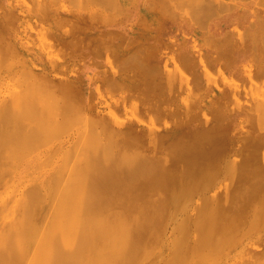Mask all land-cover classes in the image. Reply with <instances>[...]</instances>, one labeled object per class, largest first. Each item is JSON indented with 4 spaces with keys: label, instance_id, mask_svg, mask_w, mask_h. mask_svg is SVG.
<instances>
[{
    "label": "bare ground",
    "instance_id": "obj_1",
    "mask_svg": "<svg viewBox=\"0 0 264 264\" xmlns=\"http://www.w3.org/2000/svg\"><path fill=\"white\" fill-rule=\"evenodd\" d=\"M103 1L115 2V0H102V2ZM118 1H120V4H123L122 0ZM140 1H142L143 4H145V2H148V0ZM155 1L161 2L162 8H165L166 12L165 14L161 12L166 16L165 18H160L161 27H164L166 23L172 24V21L180 18L182 20L179 22L182 24L192 21L194 23L197 22L200 27L207 29V31L203 29L205 31H203V33L207 34L210 37L228 40L232 38L233 35H235L233 28L235 27L234 25L246 21V16L239 11L240 9L233 12L231 11L234 8L233 6L235 5H230V1L227 2L228 4H226L227 0H223V2H217L218 0ZM263 1L264 0H262V2ZM95 2H97V0ZM151 2L149 0V3ZM260 2L261 1L259 0V3ZM33 3H37L35 4V7L37 6L38 9H45L51 13L52 8L50 0H38V2L33 0ZM68 3L70 4L71 1ZM77 3L79 6V1H77ZM142 3L141 5H143ZM259 3L255 0L254 4L264 6L263 4ZM148 5L149 6H147V8H153L151 7L153 4ZM106 6L107 8L109 6L111 7V5ZM116 6L119 7V5ZM74 7H76V5ZM100 7L102 6L100 5ZM115 9H117V7ZM103 10L105 11L104 8ZM139 14L140 13H138L137 15ZM155 16L156 15H154V18L158 17ZM4 17L11 19L9 13H3L0 9V20H2ZM260 17L261 18L259 19L261 20L262 16ZM139 20L136 19L137 22ZM250 23L248 21V25L252 27L253 23ZM238 31L239 32L237 35L241 34V36L239 35L241 38H239L242 40L243 30L241 31L242 33L240 32V30ZM42 34L43 30L41 31L40 37ZM251 35L249 36L252 37L253 35ZM36 37L39 40L38 35ZM205 37L206 36L204 35V38ZM261 39V42L264 43L263 37H261ZM48 40H50V37L48 38ZM128 40L126 39V41ZM133 42L134 41H132V43ZM205 42H207V39ZM253 42L252 44H254ZM165 43L166 40L163 43L160 41L161 45ZM127 44L128 46L130 45V43ZM143 46L145 47L146 45ZM253 46H251V48ZM48 48L51 49L49 46ZM148 48H150V46ZM46 49L44 48V50ZM150 50L152 51V48ZM141 51L142 53H144L143 50ZM133 52H135V54L133 53V57H135V55L137 54L136 48ZM49 53L50 55L52 54L51 52ZM182 53L185 57H188L189 55L188 50H186L184 47L182 48ZM131 54L132 53H130V55ZM144 54L142 58L145 57ZM54 55L56 56L55 52ZM136 56V58H138V54ZM171 56L172 55H170V57ZM106 58H108V56ZM119 59L121 60V58ZM245 59L246 54L240 53L234 55L230 60L228 68H230L233 72H237ZM0 60L3 61L2 59ZM7 60L3 62L6 63ZM207 61L208 60H206V62ZM15 62L19 63L17 61ZM119 62L116 64V67L114 66L115 63H113L114 69L118 67L117 65L119 64ZM164 64L165 59L163 66ZM2 65L4 64H1V66ZM124 66H126L125 63ZM156 66H159V58H157ZM249 66L251 67L250 64ZM145 67L147 66L145 65ZM120 68L121 67L119 66L118 69L120 70ZM131 68L132 67H130L129 69ZM147 68L148 71L152 70L154 72L153 69L149 70V67ZM23 71H25V74L28 73L30 75L31 81H27L25 78L19 76L23 75L22 73L19 74ZM26 71L28 72L26 73ZM29 71V68L17 71L19 75L16 76L20 77V80L19 78L16 79L19 80V83L21 84L20 81H23V79L28 82L24 85L23 88H19V91H17L19 83L16 82L18 83V86L15 84L16 80L14 77L16 76H12V74L8 75V79L10 78V76L11 78H14L12 80H15V86H13L14 84L12 86L17 90H13L15 94H11L13 92L9 91V94H11L10 96L4 98L1 97L0 99V264H175L174 262H179L178 259L180 258V256L178 257V251H180L179 246L181 247L182 245V238H180L181 240H179V238H177L178 236H170L171 234L168 231L170 235H168L169 239L166 241L163 240L162 233L163 230L168 226V224H171L172 230H174L173 232H171L172 235L173 233H179L180 229H184L183 231L185 233L182 232V234L184 233L185 235H187L188 232L185 225L187 223V220H189L190 223L192 222L193 229L191 230V232L195 234V238L192 243L189 244L190 246H188L187 244V247L184 246V248H186V250L188 251V255L192 253V256L189 257L185 254V257L183 256L181 260L183 259L185 261L184 264H196L201 261L196 260V257H198L197 254L204 249L209 250L211 248L212 234L215 230L218 231L219 229H222L223 225L225 224L224 221L226 220V218H228L230 213L233 212L234 214L235 211L236 213H240L242 216H245L243 215V213L245 214V212L241 213V210L243 209L242 211H244L245 208H243L242 205V208H240V198L242 194L248 193V191L245 192L244 190H229L227 186L231 183L234 186L237 184L238 187L239 183L243 182L244 180L253 179L251 177V174L254 175L255 173H253L252 171H264V160H262L264 158L260 157L258 154L259 152L264 151H262V149L261 151H259V148H257L256 146V144H258L259 146L261 143L260 141L264 140V129H260V127H251L252 129H249L244 133L239 132L236 134L234 133L235 135L231 134V130L233 128L232 123L241 111L224 113L223 115L216 117L212 122L209 120L210 123L207 125L197 124L196 126L188 129H183L176 126L163 132L152 130L149 125L146 124V122H143V119H140V117H138L139 120L137 121L113 120L111 125L109 124L111 130L110 132L108 131V133H111L112 131L113 134L117 133L119 135L128 137L132 141L131 146H133V150L136 149L134 151L132 150V153L131 151H129V153L131 154H129L128 156L126 154L128 152V148H126L128 147V145L126 146L124 145V143H122V145H118V143H116L117 139L115 140L114 138H112V134L109 139H114L115 143L117 144V149L115 147V143L113 144L115 147L114 149H116L113 150V152L115 151L114 155L118 154L120 156H111V154L113 153L111 151V144L114 141L110 142L109 139L105 138L106 140H109L108 142H110V147L108 149L109 144H105V147V145L103 144L104 142L106 143V141H102V144V142L99 141L98 138V140H92L93 144L90 142L91 138L90 140L88 138L89 143L92 144H90L91 146H89L88 142L86 141L87 137L82 142H87L84 143L89 146V150L92 153L90 154L88 150H82L84 148L78 149L80 151L82 150L83 154L88 151L90 156L88 155V153H86L87 155H84L87 157H83V155L77 157L81 154L78 151L80 154L77 155L76 158H74L76 153L74 152L75 155H73L72 151L73 149L75 151L74 146L76 147V144L74 143L72 150L68 151L69 147V149H71V146H68V143L70 141L65 140L64 138L55 143L54 148H44L42 150L43 152H37L34 150L37 149L36 144H38L37 147H39L40 144L42 146L44 144H47L46 142H49L51 138L48 140L46 137L49 138L53 136H46V134L48 135L49 132L52 131V128L55 129L59 126L57 125L58 119L54 122L56 116H58L57 112H59V110L57 112L55 111L53 118L54 120L52 119L53 115L51 116V113L55 108H60L56 106L60 102L56 103V105L52 103L58 102L59 100H57L59 96L56 94L58 96L57 97L51 91V89L54 88L53 85H56L55 87L57 90L63 89L65 91H68L66 85L69 84L72 87V90H74L75 93L77 92V96L83 95L85 89H83V87H78L76 84L77 82L74 80H71L69 83L66 82L65 84H63V82L62 84H60L55 82V79H53L49 73L43 75H31L32 73H29ZM12 73L13 75L15 74V72ZM249 73H247V76ZM29 75L26 78L29 79ZM132 75L133 74L129 76L127 74V77L129 76L131 78ZM23 76L25 77V75ZM34 77L38 78V80L36 81ZM110 80H112V78ZM114 80V82H118L116 81V79ZM231 80H233V78ZM120 82L121 81H119L118 86L121 85ZM253 82L255 84L258 83L257 81ZM113 84L114 83H112L111 85ZM96 87L97 86H95V88ZM123 87L125 86L123 85ZM241 87L244 86L242 85ZM106 88H108V86H106ZM114 89L119 90L118 87H114L113 90ZM259 89H261V87H259ZM52 90L54 91V89ZM50 91L52 92V95H50ZM111 92L112 91H110L109 94H111ZM53 94L55 97L53 96ZM256 94L259 95L258 93H255V95ZM45 95L55 98H51V100L53 101L50 102V97H48V102L53 104V106H55L54 108L50 103L48 105V102H46L47 100H45L48 98H44ZM97 95H99V92ZM232 95L234 96L235 94L232 93ZM64 96L62 97L65 98ZM209 96H211V94ZM123 97L125 98V96ZM219 97L222 99L225 97V94H223V92H220ZM260 97L263 98V96ZM128 98H126V100ZM132 99L131 101H133L134 103V100ZM236 99L239 101V98ZM64 102L66 101L64 100ZM75 106L76 105H74V108ZM124 106L126 105L124 104ZM151 106L155 108V113H158L157 116L159 115V113L161 114L166 111V108L160 103H154V105ZM50 107L53 108L51 109L52 111L49 110ZM147 107L148 108L146 109L150 111V107ZM110 109L112 112L113 109ZM107 112L111 115L114 114V116L118 118V115L116 116L113 112L110 113V110H108ZM60 113L62 112H59V114ZM130 113H133L131 109ZM69 115H67V118L69 117ZM75 115L77 114L75 113L74 116H70V119H72V121L74 120L73 124L78 122L77 119L80 118V121L83 119L81 118L82 116H77L78 118H76ZM133 115L134 114H132V116ZM150 115L151 113L149 112L150 118L148 117V119H150L151 121L152 115ZM137 116H139V114H137ZM137 116L134 115L135 118ZM205 116H207V114ZM73 117L76 119H74ZM86 117H88V115ZM89 117L87 118L86 123H91L90 125H98L100 122H102V124L104 125L103 122H107L105 115L101 112V110L96 108L90 109ZM65 118L66 115L64 116V119ZM119 118H121V116ZM89 119H92V121L90 122ZM61 120H63V118ZM70 122L71 120H69L68 124ZM82 122L83 120L76 126L77 128L73 133L76 139L73 137L74 141L71 142H75V140L79 141L81 137L84 138V135L82 136V133L84 132L85 134L86 132L83 128H80V126L82 127ZM151 122L150 124L154 126V124H152ZM54 123H56L57 126L54 125ZM53 125L55 126V128ZM67 126L69 127L71 125L69 124ZM158 126H156L155 124V127ZM85 127H88V129H90L91 126L89 127L88 124H86ZM102 127L105 129L106 123ZM102 127L99 129L94 127L95 130H88L85 136H88L92 131H96V129L99 131V134ZM63 128H61V130L63 131L59 132V137H61L60 135H62L65 130ZM221 128H224V132L221 130ZM58 129L57 131H60ZM55 130L52 131L49 135H52L53 132L56 133L57 131L55 132ZM67 130L69 131V128H67ZM104 131L107 132L106 130ZM92 133L94 134V132ZM225 133H227V136L224 137ZM41 134H43L41 137L42 141L39 137L41 136ZM56 135L57 133L55 134V137L53 139L59 138ZM105 135L107 136V133ZM102 137L105 136L103 135ZM37 138L39 143H37L38 141H36ZM120 140L121 138L118 141L120 142ZM183 140L194 141L195 143L182 144L181 142ZM96 141H98V144H96ZM121 141L123 142V140ZM80 143L77 142L78 147L80 146ZM85 144L83 146L88 149ZM99 144L103 145L105 147V150H107L103 153V155L107 153V157L106 155L102 157L99 156L104 151L102 149L101 152V148H103V146L101 147ZM67 152H72L74 159L72 158L71 153L69 154ZM96 152L100 154L98 155ZM67 154L71 156L73 161ZM54 156L55 158L52 159V157ZM66 156L68 159L66 158ZM236 156H239L244 163L243 169L241 168L242 164L240 165V169L236 168L239 164L238 160L234 158ZM66 159L71 160V167H69L68 164L71 162H66ZM243 171H245V173ZM247 171H250V174L248 176H246ZM254 180L255 178L253 179V181ZM254 192H256V190H253L248 194L250 195ZM231 197L234 198V201L236 200V202L232 201L234 204L239 203L238 209H240V212L236 211V205L234 206V211L230 209V211L232 212H228L227 203L231 199H229V201L227 199ZM262 205H264V200ZM179 215L183 216V219L180 217L182 220L179 218V221L183 222L184 219H187L186 223H182V225H184V228L183 226L181 228L179 226L181 224L177 223L179 222L177 220V217ZM241 215L238 216L235 214L233 219H235V222L238 226L242 227L244 225L243 233L240 234L237 239H235V242L232 245H229L223 252L218 255V257L215 259L214 264H264V219L261 221H253L252 217H248L247 219L243 218ZM245 220H247V222ZM241 222H243V225L240 224ZM191 232L190 234L193 235ZM169 236L172 238L170 239ZM166 237L167 236H165V238ZM188 237L189 235H187V238L185 237L186 240L188 239ZM177 248H179L178 251ZM172 249H175L174 251L176 252L173 251V254H170ZM178 264L181 263L179 262Z\"/></svg>",
    "mask_w": 264,
    "mask_h": 264
},
{
    "label": "rangeland",
    "instance_id": "obj_2",
    "mask_svg": "<svg viewBox=\"0 0 264 264\" xmlns=\"http://www.w3.org/2000/svg\"><path fill=\"white\" fill-rule=\"evenodd\" d=\"M34 1L38 2V0H34ZM55 1L56 0L54 1L50 0L52 14L45 9L43 10V9H38L37 6L35 7V4L37 3H33V0H25V2L24 0H1V3H0L1 11L3 13H9V15L11 16V19L4 17L2 20H0V59L5 61L9 58L6 61V63L0 60V90L2 89L1 91L4 92L3 94V92L0 91V99L1 97L4 98L7 96H10L11 94H15L14 91H16L17 89H18L17 91H19V88H23L24 85L28 83L26 82V80L31 81L30 75L27 73L28 71H26L27 74H25V71L19 73V74L22 73L23 75H25V77L23 75L22 76L19 75L17 72V71H21V69H27V68L30 69L29 73H32L31 75H34V74L43 75V74L49 73L50 76L53 79H55L54 81L57 83L62 84L64 82L63 84H65L66 82L69 83L71 80L72 81L74 80L77 82L76 84L78 87H83V89H85L83 95L77 96L76 94L77 92L75 93V91L72 90V87L69 84H68L69 86L66 85L68 91H65L63 89L57 90L55 87L56 85H53L54 88L52 89H54V91L52 89L51 91L55 95L57 94L59 96L58 97L56 95L58 97V98L56 97L57 100L58 99L59 100L58 102H52V103L56 105V103L60 102L59 104L56 105L57 107H60V108L59 109L55 108L54 111L51 110L55 107L53 106V104L50 103L51 101H53L51 100V98L55 97L54 94H53L54 97L45 95L44 98L50 97V102H48L49 98L45 100H47L46 102H48V105L50 103L53 106V108L50 107L49 109L52 111L51 113V116L53 115L52 119L54 118L55 111L57 112L59 110V112H62V113L59 114V112H57L58 114L57 113L56 114L58 116H56L55 120L53 119L54 122L58 119L57 125L60 126V127L58 126L59 129L58 127L55 128L54 125H56V123H54L53 126L56 130L53 128L51 130L52 131L55 130V132L57 131V129L60 130L56 132L57 133L56 136L58 137L60 134L59 132L63 131L61 130L63 126H64L63 129L65 130L62 133V135H60L61 137H59L58 139H53L56 133L53 132L54 134L52 133V135H49L51 134L52 131L50 132L48 131L49 134L48 135L46 134V136H53V137L48 138L45 136L48 140L50 138L51 140L49 142L47 141L46 142L47 144H44L43 146L40 144L41 147L40 146L37 147L38 144H36L37 149H34L35 151L43 152L42 150L44 148H49V147L54 148V144L64 138L65 140L70 141L68 143V146H71V149H69L70 148L69 147L68 151L72 150V147L75 143L77 147V152L79 151L81 153V154L79 152L77 153L76 147L74 146L75 151L73 149L72 152H73V155H75L74 152L76 153V155L74 157L72 155V152H70L72 155V158L73 157L76 158V156L79 154L80 155L77 157H80L82 155L83 157H87L84 155H87L86 153H88V151L90 154L92 153L89 150L90 149L89 146L93 144V141H95V139L98 138L99 141L101 142L106 141V143L104 142V144L102 142L103 145L109 144L111 141H114V139L115 140L117 139L116 143H118V145L120 144L122 145V143H124V145L126 146L128 145V147H126L128 148L127 149L128 152L126 153L128 156L129 154L132 153V150H133L132 148L133 146H131L132 144L131 139H129L128 137L119 135L117 133L113 134L112 131L111 133H108V131L110 132L111 130L110 125L113 120L114 121H135V120L137 121L139 120L138 117H140L141 120L143 119L144 120L143 122H146V124L149 125V127L152 130L163 132V131H166L167 129H171L176 126L183 128V129H188V128L196 126L197 124L207 125L210 123V121L211 122L214 121L216 117L223 115L224 113H229L232 111H241L232 123L233 128L231 130V134L235 135L236 133H239V132L244 133L247 130L252 129L254 127L256 128L260 127V129H264V82H263L264 81V46H263L264 43L261 42L262 40L261 37H263V41H264V18H263L264 17V14H263L264 6L254 4L255 0H227V1L224 0L226 1V4H228L227 2L230 1L229 2L230 5L231 4L232 6L235 5L233 6L234 8L231 10L232 12L240 9L239 11L246 16V21H244L243 23L234 25L237 28L236 29L235 27H233L235 35H233L232 38L228 40H222L216 37L215 38L210 37L207 34L203 33V31L204 30L207 31V29L200 27L197 22H195L197 24H195L193 21L182 24L179 22L182 20L180 18L172 21L171 22L172 24L166 23L164 27H161L160 18L161 17L165 18L166 16L163 14H165L166 12H165V8L164 9L162 8L161 2H157L155 0H150V2L152 1L151 3H149V0H148V2H145V4H143L142 1L140 0L139 2L138 0H129V1L122 0L123 4H120V1L118 0H115L116 3L111 2V1L110 2L105 1L106 2L105 3L104 1L102 2V0L101 1L97 0V2H95L96 0H90V1L89 0H82V1L80 0H76V1L75 0H57L56 2ZM70 1H71L70 3L71 5L68 3ZM77 1H79L80 7L78 6ZM221 1L223 2V0H218L217 2H221ZM256 1H258L259 3V0H256ZM260 1L261 2L259 4L264 5L263 3L264 1L263 2L262 0ZM141 3L143 5H141ZM148 4H153L152 6L150 5L151 7H153L151 8L152 10L149 7L147 8V6H149ZM75 5L76 7H74ZM100 5L105 9V11L103 10L102 7H100ZM106 5L108 6L111 5V7L109 6L107 8ZM116 5H119V7ZM116 7L117 9H115ZM174 11H175V7H174ZM138 13L140 14L137 15ZM154 15H156L155 17L157 16L158 17L154 18ZM260 16H262L261 20L263 21L259 19L261 18ZM136 17H139V18H136ZM136 19L138 20L140 19L139 20L140 22L139 21L137 22ZM248 21L249 23L250 22L253 23V26L251 25L252 27L248 25ZM78 25H80L81 27ZM42 30H43V34L41 35L42 37L41 38L40 34ZM238 30H240V32L243 30L242 31L243 33L242 32L241 33L244 35V37L242 35V38L243 39L245 38L244 40L240 39L241 34H239L240 36L237 35L239 32ZM251 30L252 31L254 30V31L252 32ZM202 34H204L207 38L206 37L204 38V35ZM260 34H263V35H260ZM37 35L40 41L36 37ZM249 35H251L253 38L250 37ZM44 36L45 37L48 36L46 37L47 40L45 39ZM49 37H50V40H48ZM133 38L136 40H134ZM126 39L127 40L132 39V40L126 41ZM206 39H207V42H205ZM165 40H166V43H165L166 45L165 44L161 45L160 41L163 43ZM132 41L134 42L132 43ZM115 42L117 45L115 44ZM252 42L255 45L252 44ZM45 43L47 44V46ZM127 43H130V45L128 46ZM124 44L127 45L128 47L125 46ZM143 45H146V46L144 47ZM147 45H149L150 48H148L149 46ZM48 46L51 49H49ZM116 46L119 48H117ZM251 46L253 47L251 48ZM121 47L122 48L124 47V48L122 49ZM183 47L186 50H188L189 52L188 57L183 56V53H182ZM44 48L45 49L47 48V49L44 50ZM135 48L138 54V58H141V59L136 58L137 54L135 55V57H133V53L135 54V52H133ZM145 48L147 49V51ZM151 48H152V51L150 50ZM138 49L143 50V52L146 54L142 53V51L141 50L139 51ZM48 51L51 52L53 55L52 54L50 55ZM53 51L55 52L57 57L54 55ZM130 53L132 54L130 55ZM240 53L246 54V59L242 63L239 70L237 72H233L230 68H228L230 60L232 59L234 55H237ZM105 54L108 56L109 59L106 58L107 56ZM143 54L145 55V57L142 58ZM170 55H172L171 56L172 58L170 57ZM256 56H257V59H256ZM119 58H121V60ZM157 58H159L158 67L156 66ZM134 59L137 61H135ZM164 59H165V64L163 66ZM199 59L201 62L199 61ZM119 60L121 63L119 62ZM206 60L208 61L206 62ZM15 61L19 63H16ZM118 62H119V64L117 65L118 67L114 69V66L116 67V64ZM113 63H115L114 66H113ZM124 63L126 66H124ZM1 64H4V65L1 66ZM138 64L140 67L138 66ZM141 64L143 67L141 66ZM249 64L251 65V67L249 66ZM145 65L149 67V70L153 69L154 72L152 70L148 71V68L145 67ZM176 65L178 66V68ZM119 66L121 67L120 68L121 72L118 69ZM133 66H134V69H133ZM165 66L167 67L169 66L170 68L169 67L167 68ZM203 66L206 67L207 69L204 68ZM130 67L132 68L129 69ZM178 69H180L181 71ZM209 71H210V74H209ZM12 72H15V74L13 75ZM181 72H184V73H181ZM247 73H249L248 74L249 77L247 76ZM11 74L12 76L19 75L20 77H23L26 80L24 79L23 81L21 80L20 81L21 84H20L19 83L20 77L18 76L14 77L16 81L12 80L14 78L13 77L11 78V76L8 79L9 77L8 75H11ZM58 74H61V75H58ZM127 74L129 76L131 74L133 75L131 76V78L128 76L129 77L128 79ZM185 74H187L188 77ZM28 75H29V79L26 78L28 77ZM124 76H126L127 78ZM110 77L112 78V80H110L111 79ZM229 77L231 79L233 78L234 81L231 80ZM16 78H19V80ZM113 78L116 79V81L118 82L117 83L114 82L115 80ZM249 78L252 80H250ZM34 79H36V81L38 80V78H35V77ZM14 81L17 86H18V83H19V86L20 85L21 86L20 87L16 86L17 89L13 87L15 86ZM119 81H121L120 86L123 87L124 85L125 87L121 88L120 86H118ZM253 81L255 82L257 81L258 83L255 84ZM111 82L114 83L113 84L114 86L111 85L112 84ZM242 85L244 87H241ZM95 86L97 87L95 88ZM106 86H108V88H106ZM112 86L113 88L118 87L119 90L114 89L115 90L114 91ZM259 87H261V89H259ZM109 90L112 91L111 94H109L110 92ZM249 90H252V91H249ZM9 91L13 93L9 94L10 93ZM63 91L66 95L63 93ZM97 91L99 92V95H97L98 94ZM254 91L255 93H258L260 96H263V98L257 94L255 95ZM52 92L50 95H52ZM220 92H223V94H225V97L222 99L219 97ZM250 92H251V95H250ZM232 93L235 95L233 96ZM60 94L62 96L65 95L64 96L65 98H63ZM210 94L211 96H209ZM127 95H129L130 97ZM123 96H125V98ZM126 98L128 99L126 100ZM236 98H239V101ZM104 99L108 103L105 102ZM131 99L134 100V103L133 101H131ZM64 100L66 102H64ZM154 103L156 104L160 103L162 106L166 108V111H164V113H161V114L159 113V115L157 116L158 113H155V108L151 106V105H154ZM124 104L129 108L124 106ZM74 105H76L75 108H74ZM147 106L150 107V111L146 109L148 108ZM91 108L99 109L105 115L107 122L105 121L103 123L104 125L106 123L107 129L106 128L104 129L102 127L104 126L102 122H100L101 125L100 123L98 125L96 124L97 127L95 124L94 125L92 124L93 125L92 126L90 125L91 123L90 124L86 123V120L89 117ZM107 108L108 110H110V113L113 112L115 113L116 116L118 115V118L115 117L114 114L113 115L108 114ZM110 108L113 109L112 112ZM130 109L133 113H130ZM149 112L152 115L151 117L152 118L151 121L153 120L152 122L150 121V119H148ZM75 113L77 114L75 115L76 118H78L79 116H82L81 118H83L82 119L83 124H81L82 127L80 126V128L81 129L83 128L86 133L88 130H95V128L99 129L102 127L103 130L100 129V133L98 134L99 131L96 129V131H92L94 132V134L91 132L90 133L91 135L89 134L88 136L87 135L85 136L86 133L84 134V132L82 131L83 132L82 136L84 135L83 136L84 138L81 137L80 139L81 141L75 140V142H71V141H74V138H75L73 133H74V130H76L77 128L76 126L82 121V120L80 121V118H79L77 119L78 121L76 122L77 124L76 123L73 124L74 120L72 121V119H70V116L71 117L74 116ZM154 113L156 114V116ZM132 114L136 116L137 114H139V116H137L136 117L137 119H136L134 115L132 116ZM206 114L207 116H205ZM63 115L64 116L66 115L65 119ZM67 115H69L68 117L69 119L67 118ZM87 115L88 117H86ZM120 116L121 118H119ZM62 118L63 120H61ZM69 120H71L73 125L70 122L69 124L71 126L68 127L67 125H69L68 124ZM163 120H165L166 123ZM89 121L91 122L92 119H89ZM150 122L154 124V126L151 125ZM86 124H88L89 127L91 126L90 129H88V127L87 128L85 127ZM155 124L156 126L158 125L159 126L155 127ZM66 127L69 128V131L67 130ZM223 129L221 128V130L224 132ZM104 130H106L107 132H105ZM103 133L105 134L107 133V136L108 134L109 136L107 137ZM111 134H112V138H114L113 140L112 138L111 140L109 139ZM226 134L227 133L224 134V137L227 136ZM42 135L43 134H41V136L39 137L41 138ZM103 135L105 137H102ZM86 137H87L86 141L88 142L89 146L85 144L87 143L86 141H84L85 143L82 142L83 140L86 139ZM88 138L89 140L91 138L90 142L92 144L89 143ZM105 138L109 139L110 142H108L109 140H106ZM120 138L121 140H123V142L121 140L120 142L118 141ZM36 141H38V138ZM41 141H42V138H41ZM77 142L78 143L81 142L82 144L80 143L79 144L80 146L78 147ZM260 142L259 143L261 146L259 145L260 146L259 147L258 144H256V146L257 148H259L258 149L259 151H261V149L262 151H264V140H261ZM37 143H39V141ZM70 143H73V144H70ZM114 143L115 141L112 142L111 144L112 152L113 150L117 149L116 143H115L116 149H114L115 148L113 145ZM181 143L182 144H193L195 142L189 141V140H183ZM84 144L88 147V149L85 146H83ZM96 144H98V141H96ZM99 145L101 147L103 146L101 144ZM105 147L103 146V148H101V152H102V149L104 151L101 154L99 153L100 155L97 152L96 153L101 157L105 156L107 154L105 153V155H103V153L107 151L105 150ZM109 147H110V144L108 146V149ZM34 148H35V145H34ZM79 148L80 149L84 148L82 150L84 151L88 150V151L85 152V154H83L82 150L81 151L78 150ZM129 151H131V153H129ZM89 153L88 155L90 156ZM109 153H108V156H109ZM114 153L115 151L111 154L112 157L116 155V154L114 155ZM258 154L260 157L264 158V152H259ZM54 158L55 156L52 157V159ZM234 158L238 160L239 162L236 168L240 169V165L242 164L241 168L243 169L244 163L242 162L240 157L236 156ZM68 161L71 162V160H67L66 162ZM68 164H69V167H71L70 165L72 164V162ZM243 172L245 173V171ZM249 172L250 171L246 172V176L250 174ZM252 172L255 173L254 175L251 174V177L253 179L255 178L254 181L253 179H246L243 182L239 183L238 187H237V184L235 185L236 186L235 187L231 183L227 186L229 190H234V191L244 190L245 192L248 191V193L253 190H256V192L250 195L248 193L241 195L240 206L242 205L243 208H245L244 211H242L243 209L241 210V213L245 212V214L243 213V215L245 216H242L240 213L238 214L234 211L235 208H237L236 211L240 212V209H238L239 203L234 204L232 202L234 201L233 200L234 198L233 197L228 198L227 200L229 201V199H231L230 200L231 202L230 201H229L230 203L228 201H227L228 203L226 202L228 206L227 210L229 213L234 211V214L233 212L229 214L228 218H226V220L224 221L225 224L223 225L222 229H219L218 231L217 230L214 231L211 237L212 239L211 248L209 250L204 249L197 254L198 257H196V260L202 261V263L201 261L198 262L199 264H214L215 259L218 257V255L221 252H223L229 245H232L235 242V239H237V237L243 233L244 231L243 222L240 223L243 225L242 227L238 226L237 223L235 222V219H233L235 214L238 216L241 215L243 218H247V219L248 217H252L253 221H257V220L261 221L264 219V205H262L263 200H264V195H263L264 194V171L259 170V171H252ZM258 175L261 179L258 177ZM234 202H236V200ZM235 205L237 207L234 208ZM242 206L240 208H242ZM230 209L232 211H230ZM180 217L183 219V216L179 215L177 217L178 221ZM186 220L187 219H184L183 222L186 223ZM245 221L247 222V220ZM179 222H177L178 224H181L179 226L181 228L183 226L184 228V225H182L183 222L182 221H179ZM170 225L171 224H168L170 228L167 226L163 230V233H162L163 240L167 241L169 239L168 235L171 234L170 236H174V235L178 236L177 238H179V240H181L180 238H182L181 244L182 245L184 244L183 248L184 246L187 247V245L190 246L189 244L192 243V241L195 238V234L191 232V230L193 229L192 222L190 223V221L187 220V223L185 224L187 227V232H188V234L187 233L186 234L189 235L187 240H186L187 235H185L184 234L185 232L183 231L184 229L182 230L180 229L181 232L179 231V233H176L177 235L174 233L172 235L171 232H173L174 230H172V225L171 226ZM168 231L170 234L168 233ZM182 232L184 233L182 234ZM190 232L193 235H191ZM179 235H182V236L185 235V236H183L184 237L183 238L182 236H179ZM165 236L167 237L165 238ZM171 238L172 237H170V239ZM182 245L181 247L179 246L180 251H178L179 248H177L178 257L180 256L178 261L181 264H184L185 261L183 259L181 260V258L183 256L185 257V254L191 257L192 253L188 255L187 253L188 251L186 250V248H184L183 250ZM174 250L175 249H172L170 254H173L172 252ZM181 251L184 253H182ZM201 257L203 258V260ZM176 262L174 263L175 264L179 263V262L177 263Z\"/></svg>",
    "mask_w": 264,
    "mask_h": 264
}]
</instances>
